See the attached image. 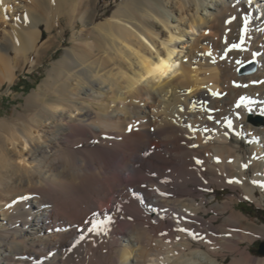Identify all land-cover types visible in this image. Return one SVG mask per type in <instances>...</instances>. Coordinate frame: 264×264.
Masks as SVG:
<instances>
[{"label": "bare ground", "instance_id": "6f19581e", "mask_svg": "<svg viewBox=\"0 0 264 264\" xmlns=\"http://www.w3.org/2000/svg\"><path fill=\"white\" fill-rule=\"evenodd\" d=\"M97 8L0 0V89L53 46L44 32L71 31L38 89L0 117V264H264L241 246L264 225L244 223L236 196L206 193L264 200V0Z\"/></svg>", "mask_w": 264, "mask_h": 264}, {"label": "rangeland", "instance_id": "374dc122", "mask_svg": "<svg viewBox=\"0 0 264 264\" xmlns=\"http://www.w3.org/2000/svg\"><path fill=\"white\" fill-rule=\"evenodd\" d=\"M119 0H93L94 4L97 5V9L99 11H103L108 7H114L116 2ZM65 21L62 20L55 28L54 33L49 35L44 32V40L46 41L49 36L53 37V46L46 52L42 53V57L40 62L36 66H31V63H28L22 70L17 72L16 79L12 86L4 85L0 89V117H8L9 115L15 114L18 112L19 105L24 101V98L30 94L32 91L38 89V87L42 84L45 79L46 71L50 66L56 62L62 55V53L68 49L69 41L71 38V31L68 29V34L66 36H62L63 26L65 27ZM47 37V38H46ZM254 65L252 62L242 64L238 67L237 73L239 74L240 70ZM255 66V65H254ZM256 69V68H255ZM240 75V74H239ZM24 86V88L20 87ZM262 120V116H254L252 118V122L258 124ZM241 145L245 149L246 145L241 141ZM122 183H130V184H138L135 181H132L128 178V172L124 171L120 173ZM195 192H199L197 188ZM207 198L211 200V203L223 202L230 196H236L238 200L235 204V211L241 212L245 215L248 220L244 221L245 224H253L258 227L264 225V200H262L260 205H257L255 202L240 198L237 192H234L228 188H219L217 186L213 187V190H209L206 192ZM216 194V198H213V195ZM257 196L260 197L261 194L257 193ZM250 206H246V204ZM253 211V212H250ZM223 221L222 218L219 219V223ZM264 242V238L255 239L252 244H248L243 242L241 246L243 248L248 247L250 254L253 257H264L258 254L257 250L259 244Z\"/></svg>", "mask_w": 264, "mask_h": 264}, {"label": "snow or ice", "instance_id": "6c2138e0", "mask_svg": "<svg viewBox=\"0 0 264 264\" xmlns=\"http://www.w3.org/2000/svg\"><path fill=\"white\" fill-rule=\"evenodd\" d=\"M249 3H251V0H249ZM25 19H26V18H25ZM233 19H235V18H233ZM244 24H245V29H242L241 44H242L243 41H244L243 32H244V30H246V27H247V24H248V19H247V17L244 18ZM232 48H236V49L243 50V49L241 48V45H239V44H233V45H232ZM228 50L230 51L231 49H228ZM208 55H210V53H209ZM239 63H240V61H237V64H239ZM256 83H264V82H256ZM236 86H237V87H240L241 85H236ZM245 86H246V85H245ZM211 95L214 96V97H216V96H218L219 94L216 93V92H212ZM251 103H252V102L249 101V100H247L246 97L241 96L240 99L237 101L235 107H236V108H240L241 106H244V107L247 109V111H248L249 113H252L253 109H252L251 107H249V105H250ZM260 115H264V108H261V109H260ZM211 118H212V117L209 116V119H211ZM236 118H237V119H240V118H241L239 113H236ZM189 127L191 128V126H189ZM226 127H227L228 129H232V121H231V120H227ZM129 130H131V128H130ZM194 131H195V130H194ZM237 135H239V134L237 133ZM192 147H197V145H192ZM196 162H197V164L202 163V161H199V160H197ZM216 162H217V163L220 162V161H219V158H216ZM229 163H231V161H229ZM242 167L247 168L248 165L245 164V165H243ZM228 182H229V183H233V182H235V183H240L239 180H235V181H233V180H229ZM252 183H253V184H258L257 181H252ZM258 186H260V187H264V183H259ZM14 203H15V202H14ZM8 207H11V205H8ZM94 216H95V214H94ZM106 220H107L108 223L111 222V219H110V218H106ZM86 223H87V222H86ZM102 227H103V222H93V223H91V227L88 229V231H89V232H98L99 230L102 229ZM178 230H179V231H182V232L187 231V230L184 229V228H180V229H178ZM83 238H84L83 236L80 237V239H83ZM194 238H195V237H194Z\"/></svg>", "mask_w": 264, "mask_h": 264}, {"label": "water", "instance_id": "95a60500", "mask_svg": "<svg viewBox=\"0 0 264 264\" xmlns=\"http://www.w3.org/2000/svg\"><path fill=\"white\" fill-rule=\"evenodd\" d=\"M254 70V66L251 65V66H247L245 68H243L240 73L241 74H244V73H249V72H252ZM258 254L264 256V242H261L259 244V247H258V250H257Z\"/></svg>", "mask_w": 264, "mask_h": 264}, {"label": "trees", "instance_id": "16d2710c", "mask_svg": "<svg viewBox=\"0 0 264 264\" xmlns=\"http://www.w3.org/2000/svg\"><path fill=\"white\" fill-rule=\"evenodd\" d=\"M20 87L24 88V86H20ZM246 206H250V205L247 203ZM250 212H253V211H250Z\"/></svg>", "mask_w": 264, "mask_h": 264}]
</instances>
